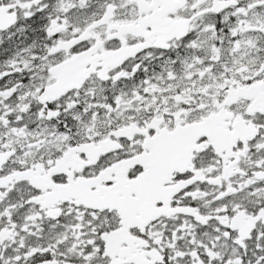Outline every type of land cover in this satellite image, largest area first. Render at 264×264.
<instances>
[{"label": "snow or ice", "instance_id": "6c2138e0", "mask_svg": "<svg viewBox=\"0 0 264 264\" xmlns=\"http://www.w3.org/2000/svg\"><path fill=\"white\" fill-rule=\"evenodd\" d=\"M0 264H264V0H0Z\"/></svg>", "mask_w": 264, "mask_h": 264}]
</instances>
